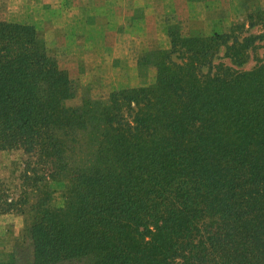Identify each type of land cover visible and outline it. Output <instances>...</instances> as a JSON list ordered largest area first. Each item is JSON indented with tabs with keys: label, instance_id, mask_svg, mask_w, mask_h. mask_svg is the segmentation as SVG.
<instances>
[{
	"label": "trees",
	"instance_id": "trees-1",
	"mask_svg": "<svg viewBox=\"0 0 264 264\" xmlns=\"http://www.w3.org/2000/svg\"><path fill=\"white\" fill-rule=\"evenodd\" d=\"M247 22L261 33L170 24L169 49L137 63L151 84L71 106L73 82L35 28L0 21V151L34 159L16 197L0 180V216L30 218L0 264H264V62L213 63L221 47L246 62L264 6Z\"/></svg>",
	"mask_w": 264,
	"mask_h": 264
},
{
	"label": "rangeland",
	"instance_id": "rangeland-1",
	"mask_svg": "<svg viewBox=\"0 0 264 264\" xmlns=\"http://www.w3.org/2000/svg\"><path fill=\"white\" fill-rule=\"evenodd\" d=\"M264 0H0V21L33 26L75 88L69 105L84 98L105 100L120 88L149 85L154 69L139 72V58L151 51L167 50V27L177 24L182 33L211 37L215 34L259 35L247 16ZM244 26V27H243ZM221 47L213 63L236 71H249L264 62V40L255 43L243 65L233 66ZM206 72V69L203 70ZM144 77V78H143ZM33 158L21 150L0 151V180L11 197L21 188V175ZM54 190L52 205H63V191ZM30 223L29 216H0V254L6 257L18 245Z\"/></svg>",
	"mask_w": 264,
	"mask_h": 264
},
{
	"label": "crops",
	"instance_id": "crops-1",
	"mask_svg": "<svg viewBox=\"0 0 264 264\" xmlns=\"http://www.w3.org/2000/svg\"><path fill=\"white\" fill-rule=\"evenodd\" d=\"M2 254V253H1ZM0 254V261H2V262H4V261H6V259H7V257H6V259L3 257V255H1Z\"/></svg>",
	"mask_w": 264,
	"mask_h": 264
}]
</instances>
